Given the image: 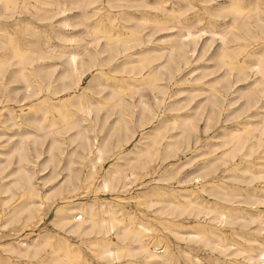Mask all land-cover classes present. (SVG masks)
<instances>
[{
	"label": "bare ground",
	"instance_id": "obj_1",
	"mask_svg": "<svg viewBox=\"0 0 264 264\" xmlns=\"http://www.w3.org/2000/svg\"><path fill=\"white\" fill-rule=\"evenodd\" d=\"M0 106V264H264V0H0Z\"/></svg>",
	"mask_w": 264,
	"mask_h": 264
},
{
	"label": "rangeland",
	"instance_id": "obj_2",
	"mask_svg": "<svg viewBox=\"0 0 264 264\" xmlns=\"http://www.w3.org/2000/svg\"><path fill=\"white\" fill-rule=\"evenodd\" d=\"M21 1L34 2L35 0H18V2H21ZM20 18L21 19H27L29 17L27 15H25V14H21L20 15ZM36 23L37 24H40L41 26H44L46 29L48 28V26L46 24H43L41 22H39V23L36 22ZM19 39H21V38H19ZM53 40H54L53 43H55V44H58L59 43L57 40H55V39H53ZM192 67H194V66L193 65L190 66V67L187 66V67L183 68L181 70V72H179V74H178L179 77H181V76L185 77L182 80L183 85H188V84H191V83L194 84L196 78L198 76H200V74H199L200 73V70H196V71H192L191 72L190 69ZM90 76H91V74H88L87 76L84 77V79L82 81V84H81L82 86H85L86 85V83L89 80ZM212 76H213V74H208L205 77H203L202 81L205 82V81H207ZM197 86H200V85L197 84ZM173 87H174V81H171L170 89L173 88ZM143 93L145 94L146 98H148L149 102H151V104L155 105L154 102H153V100H152V94L150 93V90L147 87H144L143 88ZM201 97H202V95H199V92H198V95L193 96L192 100L189 102L188 105H184V102H182L181 103L182 108L180 110H178V111L179 112H182V113L185 112V111H190L194 107L195 101L196 100H199ZM133 100H135V103L137 102V96L136 95L133 96ZM202 126H203L202 125V121H200L199 122V126H198L199 127V132H200L199 133V136L201 137V141H205L206 139H210V138L209 137L207 138L206 134H204L203 132H201L202 131ZM148 127H150V126H148ZM148 127L144 128V129L145 130H149L150 128H148ZM135 130H136V133H135V136H134L135 139L133 138L130 143H128L127 145H125L123 147L124 151L125 150L128 151L129 149H131V147L133 145V142L135 143L136 140L139 138V135L141 133L140 132L141 130L138 127H135ZM211 132L212 131H209L208 134L211 135ZM65 148L68 151L70 149V147L68 145H66ZM179 156H181V155H179ZM41 160H42V158L39 161H41ZM111 161L112 160H106L102 164V169H106L108 167V165L111 163ZM168 161L169 160H166L164 163H161V165L159 164V167L160 168L162 167L161 169H163L164 167H169L170 165L168 163L171 162V161H169V162ZM159 167L157 166V168H159ZM48 170H49V168H47V169H45L43 171H40L39 168H37V167H35V169H34V173H33V176H32V181L36 184L39 192H42L43 193L45 191V189H47L51 185L55 184L58 181V179L61 178V175H60V176H58L56 178H51V179H48L47 181L44 182L43 181V177L46 174H48ZM156 171H159V169L156 170ZM150 174L148 176L154 175V173H152V171H151ZM103 196L104 195H102V197ZM44 201L46 203L43 202L42 207H41V210H42V219L39 222V224H38L37 227L31 228L29 224L28 225H25L22 222H18V223H14V224H11V225H7L6 227H2V228L0 227V244H5V243L9 242L11 239L12 240H15L16 237H20V238L22 237L23 238V237H28V236L34 235V234H36V233H38L40 231L39 230V227H44L47 230H53L52 231L53 232L52 234H56L55 231H57V230H56V228L53 227V224H52V221H51V219L53 217V213H52L53 212V209L50 208V207H52V206H49V203H50L49 200H44ZM9 205L10 204L7 205L8 207L7 206H4L5 209L9 208ZM130 205L131 206H134V202L133 203L132 202L129 203V206ZM127 206H128V204H127ZM46 249H49V247L47 246ZM0 254H4L1 246H0Z\"/></svg>",
	"mask_w": 264,
	"mask_h": 264
},
{
	"label": "snow or ice",
	"instance_id": "obj_3",
	"mask_svg": "<svg viewBox=\"0 0 264 264\" xmlns=\"http://www.w3.org/2000/svg\"><path fill=\"white\" fill-rule=\"evenodd\" d=\"M73 59H75V58H73Z\"/></svg>",
	"mask_w": 264,
	"mask_h": 264
}]
</instances>
